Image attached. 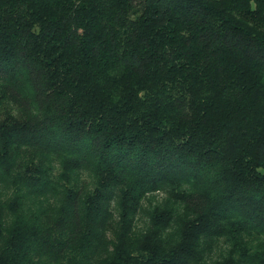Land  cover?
Here are the masks:
<instances>
[{
    "label": "trees",
    "instance_id": "trees-1",
    "mask_svg": "<svg viewBox=\"0 0 264 264\" xmlns=\"http://www.w3.org/2000/svg\"><path fill=\"white\" fill-rule=\"evenodd\" d=\"M0 264H264V0H0Z\"/></svg>",
    "mask_w": 264,
    "mask_h": 264
},
{
    "label": "rangeland",
    "instance_id": "rangeland-1",
    "mask_svg": "<svg viewBox=\"0 0 264 264\" xmlns=\"http://www.w3.org/2000/svg\"><path fill=\"white\" fill-rule=\"evenodd\" d=\"M160 197H161V194L157 193V194H154V195H148L147 198L142 201L141 210L139 211V213L137 215V217H138L137 225L138 226H141V224L143 222L145 211L147 210L148 205H150L152 203L153 199L157 200Z\"/></svg>",
    "mask_w": 264,
    "mask_h": 264
}]
</instances>
